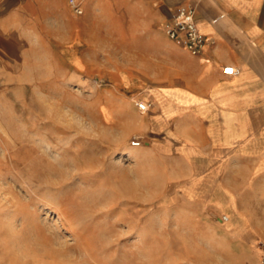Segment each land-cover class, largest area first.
Here are the masks:
<instances>
[{
  "label": "rangeland",
  "instance_id": "374dc122",
  "mask_svg": "<svg viewBox=\"0 0 264 264\" xmlns=\"http://www.w3.org/2000/svg\"><path fill=\"white\" fill-rule=\"evenodd\" d=\"M111 43L108 69L131 68L132 47ZM46 50L0 68V264H253L215 206L213 158L144 127L145 96L123 86L137 115L107 120L116 74L68 73ZM243 210L264 241V208Z\"/></svg>",
  "mask_w": 264,
  "mask_h": 264
},
{
  "label": "crops",
  "instance_id": "0c3cea01",
  "mask_svg": "<svg viewBox=\"0 0 264 264\" xmlns=\"http://www.w3.org/2000/svg\"><path fill=\"white\" fill-rule=\"evenodd\" d=\"M82 4L84 12L78 14L68 0H0V68L19 75L18 65L25 69L34 50L43 56L51 47L60 58L58 68L68 73L116 74L119 93L101 106L107 120L113 118V107L121 113L125 106L137 115L121 86L150 99L149 110L139 109L146 119L139 120L151 132L162 131L166 139L183 144V153L213 158V199L229 213L224 222L228 236L244 240L239 242L243 253L261 264L262 240L243 208H264V0ZM180 4L195 7L208 37L199 55L165 31ZM110 39L122 55L132 47L131 68L118 62L108 69L103 53ZM139 150L129 153L137 159ZM191 183L190 190L196 185Z\"/></svg>",
  "mask_w": 264,
  "mask_h": 264
},
{
  "label": "built area",
  "instance_id": "2783aa9c",
  "mask_svg": "<svg viewBox=\"0 0 264 264\" xmlns=\"http://www.w3.org/2000/svg\"><path fill=\"white\" fill-rule=\"evenodd\" d=\"M71 7L78 14L84 12L82 0H68ZM165 31L172 39L179 40L181 44L193 55L201 54L208 37L202 32L196 20V10L192 5L180 4L176 7L171 17L165 22ZM138 108L142 111L149 110L153 103L148 98L137 101ZM134 146L142 144L141 139L132 141ZM228 217L225 216L224 219ZM260 263L264 264V241L259 242Z\"/></svg>",
  "mask_w": 264,
  "mask_h": 264
},
{
  "label": "bare ground",
  "instance_id": "6f19581e",
  "mask_svg": "<svg viewBox=\"0 0 264 264\" xmlns=\"http://www.w3.org/2000/svg\"><path fill=\"white\" fill-rule=\"evenodd\" d=\"M229 218V217H228ZM228 220V219H227Z\"/></svg>",
  "mask_w": 264,
  "mask_h": 264
}]
</instances>
